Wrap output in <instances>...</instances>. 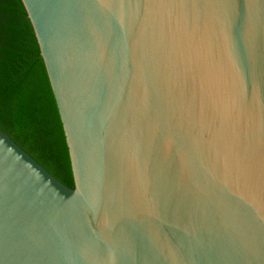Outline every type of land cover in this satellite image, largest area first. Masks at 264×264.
<instances>
[{
    "label": "water",
    "instance_id": "water-1",
    "mask_svg": "<svg viewBox=\"0 0 264 264\" xmlns=\"http://www.w3.org/2000/svg\"><path fill=\"white\" fill-rule=\"evenodd\" d=\"M73 188L0 130V264H264V0H20Z\"/></svg>",
    "mask_w": 264,
    "mask_h": 264
},
{
    "label": "trees",
    "instance_id": "trees-1",
    "mask_svg": "<svg viewBox=\"0 0 264 264\" xmlns=\"http://www.w3.org/2000/svg\"><path fill=\"white\" fill-rule=\"evenodd\" d=\"M0 130L73 188L61 122L20 0H0Z\"/></svg>",
    "mask_w": 264,
    "mask_h": 264
}]
</instances>
